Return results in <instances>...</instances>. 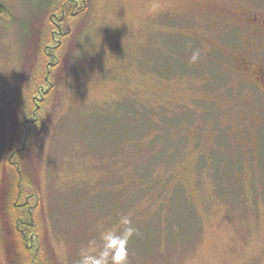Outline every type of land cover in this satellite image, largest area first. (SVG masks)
Listing matches in <instances>:
<instances>
[{
    "label": "rangeland",
    "instance_id": "1",
    "mask_svg": "<svg viewBox=\"0 0 264 264\" xmlns=\"http://www.w3.org/2000/svg\"><path fill=\"white\" fill-rule=\"evenodd\" d=\"M87 1L54 21L46 0H0L8 16L0 15V264H26V245L33 264H75L80 247L122 214L139 229L129 264H264V132L251 129L263 109L234 58L251 51L225 17L263 12L264 0ZM49 30L56 40L44 48L43 69L55 78L31 101L46 98L49 110L28 114L22 144L16 142L22 97ZM197 49L199 61L215 59L231 96L208 91L201 75L182 71ZM202 101L218 107L219 124L201 125L189 115L200 112ZM240 101L250 105V116L229 108ZM140 109L195 119L168 194L149 191L131 171L132 118ZM222 155L230 180L215 183L214 162ZM15 186L23 193L18 205L33 212L39 227L26 229L24 248L10 215ZM175 195L189 206H171Z\"/></svg>",
    "mask_w": 264,
    "mask_h": 264
},
{
    "label": "trees",
    "instance_id": "2",
    "mask_svg": "<svg viewBox=\"0 0 264 264\" xmlns=\"http://www.w3.org/2000/svg\"><path fill=\"white\" fill-rule=\"evenodd\" d=\"M45 5V11L48 12L47 16L53 15L54 21L61 20V18L65 17L68 19V16L73 13V10L75 8V4L82 5L83 8H80L81 11L85 9V6L88 5L87 0H46ZM64 14V15H63ZM0 15L8 18L7 14L5 13V10L0 5ZM55 30V28H54ZM49 33H45L43 39L40 40L41 45V56L39 58L40 63L37 67V70L34 74V76L31 79L30 87L24 92V96L22 99H26L24 102V106L22 108V118L20 119L18 123V128L21 130V134L17 136L16 142L21 141L27 142V136H26V125L27 122L25 119H28V114L32 113V111L35 110V112L39 113L40 115L45 114L49 109L47 106L48 100L46 101V98H44L40 105L33 104L32 106V96L37 94V92L41 89V86L43 84H46L45 81H49L55 78L53 75L51 69H43L45 66V63H43L44 60H46L45 57V47L48 45H51V42L54 44L56 38H52V35ZM215 53L217 57L216 59L222 58V53L219 50H215ZM208 64L207 67H202L200 63ZM215 63V59L212 57H207L203 59L202 61H198L195 64H184L181 65L182 71L184 72H192L195 74H199L204 78L205 81V88L208 91L215 92L216 90L219 91L221 89H224L226 95L231 96L233 90L228 85V79L226 78L223 71L215 66L212 65ZM213 66V68H212ZM51 72V73H50ZM53 83V82H52ZM248 83V82H247ZM250 84V83H249ZM40 87V88H39ZM256 87V86H255ZM241 88L239 89L240 96H241ZM54 88L51 89V92ZM255 90L259 93L258 89L255 88ZM50 94V91L47 92V95ZM53 94V93H52ZM260 97V93L258 94ZM21 99V100H22ZM261 101V98H259ZM257 96L255 95V103H259L257 100H259ZM19 102V101H18ZM206 102V101H205ZM202 101L200 105V112H189V115L197 116V120L199 119V124L201 125H209L210 123L219 124L218 119L220 116V110L216 105L210 104V102L205 103ZM35 103V102H34ZM209 103V104H208ZM236 107L229 106L230 109H235L238 111V114H243L246 117L250 116L249 114L252 113L250 109V105L242 103L241 101L239 104H235ZM22 107V105H21ZM252 107V105H251ZM27 112V113H26ZM18 113V112H17ZM178 113V112H176ZM181 114V113H179ZM178 115L175 113H171L168 110H160L158 114L154 113L152 110H143L140 109L139 112L133 113V128H132V137L129 143V148L131 150L132 155V173L135 175L136 178H138L140 181L146 182L149 191H156V190H162L164 193L168 194V187L167 184L170 182V171L171 169L176 165L177 161L180 159L181 154L185 148L187 138L184 135L185 130L188 126L195 123V119H191L189 115ZM197 114V115H195ZM227 115V114H226ZM20 116V112L19 115ZM18 116L15 114V117ZM17 123V122H16ZM125 133V132H124ZM262 133V132H261ZM260 134V133H259ZM148 138V143H146V140ZM262 139V138H261ZM117 146V145H116ZM148 147V148H147ZM117 149V148H116ZM24 148L20 149L15 147L13 153L23 154ZM14 155V154H13ZM220 158V157H218ZM229 160L226 155H222V158L220 160H217V162H214V173H213V180L215 183H219L220 180L223 181V177L225 179L230 180L229 177L226 174V169L224 168V164H226V161ZM20 170L15 169L13 174L14 176L19 177ZM10 174L7 171L6 174V183L9 181ZM6 191H4V197L6 195ZM22 191L20 189V186L16 187L13 192H11V201L9 204H11V210L10 215L12 214V217L14 218V222L17 219L18 222V235L21 241V246L24 248L26 245L24 242V232L25 237L26 236V229L30 230L32 227L34 228V224L36 225V233L39 229L37 225L36 218L33 217L32 213L29 208L25 206H19V202L22 196ZM9 195L6 196V201ZM176 195L172 196V200L174 202L170 203L171 206L175 205H182L183 207L189 206V204L186 202V200L182 197H180V203H177ZM14 201V202H13ZM27 205V204H26ZM7 213V210L6 212ZM35 219V220H34ZM26 223L29 225L28 228L25 227ZM30 223V224H29ZM23 226L24 228H22ZM15 227V229H16ZM23 230H22V229ZM32 232V231H31ZM21 234L23 236H21ZM10 236V234H9ZM34 237V235H33ZM33 237L31 241L33 240ZM25 244V245H24ZM30 250H33L31 247L28 248L26 245L25 250H23V256L24 261L26 259V264H33L30 260Z\"/></svg>",
    "mask_w": 264,
    "mask_h": 264
},
{
    "label": "flooded vegetation",
    "instance_id": "3",
    "mask_svg": "<svg viewBox=\"0 0 264 264\" xmlns=\"http://www.w3.org/2000/svg\"><path fill=\"white\" fill-rule=\"evenodd\" d=\"M225 17L234 23V33L241 34L244 49L251 55L235 56L241 66L240 72L246 81L256 86L260 93L263 111L255 116V125L251 127L255 133L264 132V11L258 13L228 12Z\"/></svg>",
    "mask_w": 264,
    "mask_h": 264
},
{
    "label": "clouds",
    "instance_id": "4",
    "mask_svg": "<svg viewBox=\"0 0 264 264\" xmlns=\"http://www.w3.org/2000/svg\"><path fill=\"white\" fill-rule=\"evenodd\" d=\"M200 57L199 49L193 51L190 63H197ZM138 234L130 216L122 214L114 227H102L98 238L80 247L75 264H129V243Z\"/></svg>",
    "mask_w": 264,
    "mask_h": 264
}]
</instances>
